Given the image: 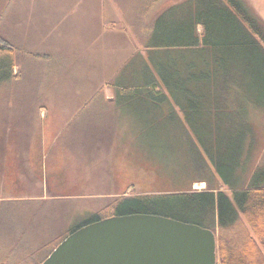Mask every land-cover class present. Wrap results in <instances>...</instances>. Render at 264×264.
<instances>
[{"label":"rangeland","instance_id":"1","mask_svg":"<svg viewBox=\"0 0 264 264\" xmlns=\"http://www.w3.org/2000/svg\"><path fill=\"white\" fill-rule=\"evenodd\" d=\"M150 1L0 0V35L17 47L18 72L0 81V172L6 180L0 187V264H37L72 230L125 214L121 204L130 195L207 185L229 193L171 98L157 102L143 90L144 102H130L128 115L98 96L113 84L130 87L142 80L147 51L131 27ZM176 1L181 0H159L149 12ZM245 1L264 24V0ZM240 99L237 106L253 133L250 151L234 171L244 185L255 167L264 165V102L254 106ZM228 110L237 108L230 102ZM104 113H114L106 120L111 132L129 117L130 186L124 194L108 191L106 171L97 165ZM12 149L20 153V186L29 196L15 190ZM68 152L69 164L62 157ZM115 164L120 172L121 161ZM74 169L89 170L90 186ZM215 224L205 222L210 228ZM228 234L234 243L236 231Z\"/></svg>","mask_w":264,"mask_h":264},{"label":"trees","instance_id":"2","mask_svg":"<svg viewBox=\"0 0 264 264\" xmlns=\"http://www.w3.org/2000/svg\"><path fill=\"white\" fill-rule=\"evenodd\" d=\"M158 2L151 0L131 27L147 51L142 80L111 88L120 101L127 99L121 90H130L135 103L144 102L143 90L157 102L171 98L229 193L208 185L141 193L130 195L120 211L159 214L203 227L213 220L217 264H264V165L258 164L244 185L234 174L253 143L250 123L237 102H242L240 96L254 106L264 102V24L245 0H181L149 12ZM16 51L0 35V81L18 76ZM230 102L237 110H228ZM233 230L235 242L230 243L228 232Z\"/></svg>","mask_w":264,"mask_h":264},{"label":"water","instance_id":"3","mask_svg":"<svg viewBox=\"0 0 264 264\" xmlns=\"http://www.w3.org/2000/svg\"><path fill=\"white\" fill-rule=\"evenodd\" d=\"M64 244L47 264L217 263V238L211 228L151 213L93 222Z\"/></svg>","mask_w":264,"mask_h":264},{"label":"crops","instance_id":"4","mask_svg":"<svg viewBox=\"0 0 264 264\" xmlns=\"http://www.w3.org/2000/svg\"><path fill=\"white\" fill-rule=\"evenodd\" d=\"M123 95L127 96V99L125 100H118L117 99V91L110 90L105 91L104 94L100 92L98 96H105V101L107 103H113L117 104L119 107H124L127 109L126 113L129 115V105H130V90H121ZM118 100V101H117ZM114 113H104L102 116H100V120L103 123L105 135L101 136L98 140V143L102 142V150H101V156L97 157V165L103 168L106 171V177L107 181L104 182L108 186V191L112 193L117 194H124L122 193L128 186H130V124H129V117L125 116L123 117L124 124L120 128L115 129L113 132H111L112 129H107L108 124H106V120H110L112 117L114 119ZM111 118V119H112ZM28 155H31V152L28 153ZM3 154L0 150V167L2 161H4V158L2 157ZM20 153L18 151L12 149L11 150V158L14 162L13 169L14 171L11 177L15 179L14 185H16L15 190L22 189L24 191V195L29 196L28 191L26 190L25 186H20V184L24 185L21 181L22 178V169L21 166L18 165V162L21 161ZM62 157L64 160L68 161L69 164V157L71 162V156L70 152L62 154ZM3 158V160H2ZM28 159V158H27ZM120 160L122 163V169L120 172L118 171V168L115 164V160ZM31 172L32 168H30ZM74 175H79V177H82V182L84 186L87 188L90 186V180H89V170L85 173H78L77 169H74ZM3 172V171H2ZM33 175V174H32ZM203 182V181H202ZM5 174L2 175L0 172V187L2 185H5ZM102 183V185L104 184ZM121 187V189L118 190V188ZM12 192V191H11ZM13 194H17L16 191L13 192ZM15 197V196H14Z\"/></svg>","mask_w":264,"mask_h":264},{"label":"flooded vegetation","instance_id":"5","mask_svg":"<svg viewBox=\"0 0 264 264\" xmlns=\"http://www.w3.org/2000/svg\"><path fill=\"white\" fill-rule=\"evenodd\" d=\"M124 215V214H123ZM77 230H72L71 232H69L59 243H57V245L52 249L51 253L46 256L43 257L41 260L38 261L37 264H47L49 262V260L51 259L52 256L57 255L60 251H62V249L65 247L66 244L71 242V239L68 240V242L64 245H62L70 236L72 233H74ZM68 236V237H67ZM62 245V246H61ZM50 263V262H49Z\"/></svg>","mask_w":264,"mask_h":264},{"label":"bare ground","instance_id":"6","mask_svg":"<svg viewBox=\"0 0 264 264\" xmlns=\"http://www.w3.org/2000/svg\"><path fill=\"white\" fill-rule=\"evenodd\" d=\"M68 237V236H67Z\"/></svg>","mask_w":264,"mask_h":264}]
</instances>
